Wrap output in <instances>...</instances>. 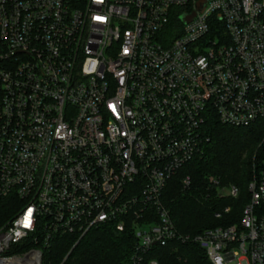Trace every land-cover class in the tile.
<instances>
[{
	"label": "built area",
	"instance_id": "built-area-1",
	"mask_svg": "<svg viewBox=\"0 0 264 264\" xmlns=\"http://www.w3.org/2000/svg\"><path fill=\"white\" fill-rule=\"evenodd\" d=\"M201 1L0 0V200L21 201L0 264H43L57 239L102 228L134 239L127 264H162L174 244L264 264V161L240 217L215 214L230 225L181 233L164 202L211 118L264 120V0ZM204 184L206 200H240Z\"/></svg>",
	"mask_w": 264,
	"mask_h": 264
},
{
	"label": "trees",
	"instance_id": "trees-1",
	"mask_svg": "<svg viewBox=\"0 0 264 264\" xmlns=\"http://www.w3.org/2000/svg\"><path fill=\"white\" fill-rule=\"evenodd\" d=\"M207 130L210 142L203 155L179 171L164 197L176 228L184 234L196 235L206 229L232 224L222 223L215 217L226 205L233 207L232 216L240 217L244 205L241 200L247 195L254 164L264 161V120L246 128H234L214 117L208 121ZM209 176L224 185L237 186L241 190L240 200H206L204 182ZM186 177L192 179L189 190L181 185ZM20 208L21 201L16 198L0 200V228L14 218ZM133 243L134 239L128 234L107 228L91 230L83 238L57 239L45 252L43 264H127ZM172 246L157 251L162 264H211L197 245L177 244L178 252L172 251Z\"/></svg>",
	"mask_w": 264,
	"mask_h": 264
},
{
	"label": "water",
	"instance_id": "water-1",
	"mask_svg": "<svg viewBox=\"0 0 264 264\" xmlns=\"http://www.w3.org/2000/svg\"><path fill=\"white\" fill-rule=\"evenodd\" d=\"M204 5H205V0H202V1L199 3V5H198L199 10H202L203 7H204ZM191 20H192V18H189V17H187V16H184V17L182 18V21H183V23H185V24L189 23Z\"/></svg>",
	"mask_w": 264,
	"mask_h": 264
},
{
	"label": "rangeland",
	"instance_id": "rangeland-1",
	"mask_svg": "<svg viewBox=\"0 0 264 264\" xmlns=\"http://www.w3.org/2000/svg\"><path fill=\"white\" fill-rule=\"evenodd\" d=\"M255 161H256V160H255ZM255 163H256V165H258V164L260 163V161H256ZM252 179H253V178H252ZM250 182H251V181H250ZM249 184H250V183H249Z\"/></svg>",
	"mask_w": 264,
	"mask_h": 264
}]
</instances>
